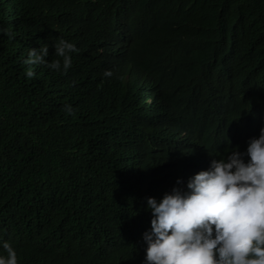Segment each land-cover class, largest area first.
Returning a JSON list of instances; mask_svg holds the SVG:
<instances>
[{"label":"trees","instance_id":"obj_1","mask_svg":"<svg viewBox=\"0 0 264 264\" xmlns=\"http://www.w3.org/2000/svg\"><path fill=\"white\" fill-rule=\"evenodd\" d=\"M0 27V237L18 264H142L146 198L264 127V0H0ZM57 37L71 67L26 77Z\"/></svg>","mask_w":264,"mask_h":264},{"label":"clouds","instance_id":"obj_2","mask_svg":"<svg viewBox=\"0 0 264 264\" xmlns=\"http://www.w3.org/2000/svg\"><path fill=\"white\" fill-rule=\"evenodd\" d=\"M0 33L8 35V30L0 27ZM51 46L50 61L48 44L27 50L26 77L35 75L33 65L67 72L76 45L57 37ZM63 110L73 111L69 104ZM217 156L183 187L177 178V186L161 198H146L152 215L151 227L142 235V264H264V127L248 139L244 151L237 146ZM0 249L5 253L0 264H18L16 249L2 237Z\"/></svg>","mask_w":264,"mask_h":264}]
</instances>
